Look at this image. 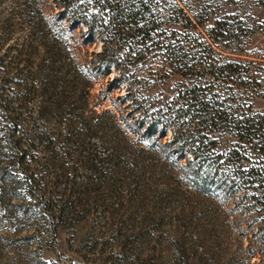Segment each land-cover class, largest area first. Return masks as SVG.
Segmentation results:
<instances>
[{"label": "rangeland", "instance_id": "obj_1", "mask_svg": "<svg viewBox=\"0 0 264 264\" xmlns=\"http://www.w3.org/2000/svg\"><path fill=\"white\" fill-rule=\"evenodd\" d=\"M58 3L0 0V264H264V185L225 161L237 141L218 139L220 175L204 187L191 152L169 145L174 130L149 133L151 118L137 110L190 81L171 73L163 50L144 63L124 54L127 83L114 81L119 68L104 77L98 54L105 42L123 46L112 38L132 27L106 17L93 36L60 19ZM135 3L158 14L154 44L187 45L198 32L210 41L208 31L223 29L217 52L249 71L246 87L222 83L239 96L231 105L264 114V0ZM176 4L196 30L171 14Z\"/></svg>", "mask_w": 264, "mask_h": 264}, {"label": "trees", "instance_id": "obj_2", "mask_svg": "<svg viewBox=\"0 0 264 264\" xmlns=\"http://www.w3.org/2000/svg\"><path fill=\"white\" fill-rule=\"evenodd\" d=\"M83 2L88 4L83 5ZM58 4L62 9L59 13L60 19L68 18L72 23H81L93 36L100 35V30L106 29V26L101 24L106 17L112 18L113 22H120L121 27H132L130 31L122 30L112 38V43L115 44H121L123 41V46L109 47L105 42L103 51L98 54L99 65L105 68L104 77L111 74L113 67L119 68L120 76L114 81L127 83L128 71L120 69L119 65L126 60L122 58L124 54L129 58L128 61L135 59L134 62L144 63L149 53L163 50L171 73L190 81L188 88L170 97L165 104L147 107L145 103H141L137 110L151 118V123L147 126L149 133H154L160 124L174 130L175 136L169 145L178 147L182 152H191V159L187 161L188 168L193 176L202 180L204 187L213 184V178L220 175V160L224 156H220L217 149L218 139L222 136H230L237 141L233 150L225 154L228 164L239 165L236 175L245 182L253 177L264 185V166H242V162L248 158L264 163V114L256 112L252 107L238 111L231 105L237 104L239 96L233 87L223 84L232 82L242 88L246 83L241 81V78L249 76V71L242 67L240 61L217 52L214 43L218 36H223V29L213 28L208 31L210 41L205 40L198 32L197 35L187 33L183 37V41L191 42L187 45H183L181 40L179 44L171 42L160 45L162 40L154 44L156 29L152 26L150 28L158 14L136 4L135 0H121L115 3L110 0H60ZM170 10L171 14L182 15L190 27L195 30L198 28L178 4ZM102 39L105 40L104 37ZM134 39L137 40V48L126 45ZM150 42L152 44L148 45ZM129 64L133 62L130 61ZM201 67L205 70L199 69ZM209 80L212 83L206 85L205 81ZM217 81L221 84L217 85ZM223 96L231 102L229 105L221 100ZM129 98L135 102L137 97Z\"/></svg>", "mask_w": 264, "mask_h": 264}]
</instances>
